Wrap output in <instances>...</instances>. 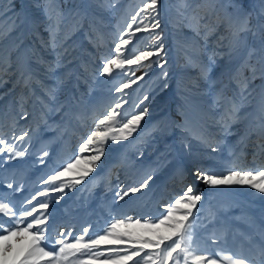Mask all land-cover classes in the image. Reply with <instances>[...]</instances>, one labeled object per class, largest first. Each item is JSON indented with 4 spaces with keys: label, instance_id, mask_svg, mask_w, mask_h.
<instances>
[{
    "label": "rangeland",
    "instance_id": "374dc122",
    "mask_svg": "<svg viewBox=\"0 0 264 264\" xmlns=\"http://www.w3.org/2000/svg\"><path fill=\"white\" fill-rule=\"evenodd\" d=\"M192 2L189 0V3ZM194 2L200 4L202 0ZM241 2L247 7L251 5L252 10L259 8L261 0H210L198 12L205 16L204 22H215L217 14L224 15L221 5ZM43 3L44 0H0V56L7 58L11 53L15 60L16 46L20 45L21 49H38L45 59H53L51 54L40 47V40L48 38L44 30L48 23L44 8L36 6ZM54 3L61 11L79 8L84 14L82 26L74 30V34L66 41V46H71V55L66 59L71 60V63L56 73V76L71 73L70 78L55 92L56 99L49 105V108L55 107L56 111L49 113L48 123L59 127L50 130L40 123L41 104L37 97L47 101L41 87L33 84L36 95H29L28 89L15 83V76L0 86V137L7 142L0 147L6 149L8 145L15 144L17 151L27 148L23 157L12 160L7 159L10 154L6 150L0 152V161H4L0 167V202L15 205L14 210L32 194L49 188V185L43 184V180L78 154L79 144L95 130L97 119L102 118L116 99L122 96V93L112 90L124 80L123 76L118 75L121 70L114 68L111 76L99 73L103 62L114 58L119 38H128L127 25L143 6L144 0H107L103 8L96 7L94 0H54ZM212 4H215V13ZM13 5L16 13H22L23 19V23L16 20L14 27L12 25L16 17L9 10ZM158 8L160 27L149 32H136L122 49L123 55H127L134 46L140 50H151L149 46L153 41L150 38L156 34L162 37L164 49L161 55L166 63L161 61L163 68L152 64L149 69L136 71L135 77H140L145 71L148 75L124 90L128 103L123 104L119 110L131 114L133 106L147 94L148 100L144 104L149 108L148 114L127 140L112 142L109 139L105 143L104 155L82 183L71 190L66 187L63 194L49 193V196H63L58 203H50L47 209L50 215L45 227L49 238L42 246H48L49 250L61 231L65 237L69 231L75 237L83 235L82 229L87 227V241L89 237L103 235L113 218H141V223L144 222L142 217L152 220L164 211L165 205L181 195L189 184L193 186L194 192L199 190L202 195L201 201L193 209L194 214L199 212L198 224L201 226L196 229L194 240L201 249L214 251L217 247H223L224 252H237L243 246L245 255H248L254 251L253 245L261 243L259 233L264 229V194L247 185L209 186L193 174L197 167L210 168L216 172L226 171L233 166L237 169H264V151L255 147L257 142L264 144V139L258 141L255 134L244 137L245 129L250 125L255 126L253 117L248 116L246 120L233 124L231 134L222 136L217 121L221 119L224 109L214 103L216 92L222 85L217 83L210 87L200 78L198 65L210 68L209 78L214 81L221 78L225 67L229 66L227 57L214 56L215 64H211L208 59L214 50L226 51L217 48L216 44L218 37L226 34L225 29L221 25L205 41L201 38L203 30L201 37H195L186 26L185 17L192 10L182 7L179 0H159ZM226 10L229 13L234 11L232 7ZM135 27L133 25V31ZM154 59L155 56L150 58ZM33 67L39 66L34 64ZM128 67L136 66L125 65V68ZM230 67L234 69L235 64ZM164 70L168 72L166 88L163 86L165 78L161 76ZM43 71V67H39V79L46 86L55 88L56 80L46 78ZM229 75H223L222 79L223 85H227L226 95L232 96L235 85L230 82ZM260 83V80H256L253 86ZM258 94L259 88L256 89L255 98H249L251 104L245 103L241 108V116L246 113L255 114ZM167 95V104L158 105L165 101L162 96ZM24 110L29 113L26 120L20 118ZM162 117L177 124L187 123L191 134L175 126L166 134H161L156 129ZM116 126L119 127V124ZM25 130L29 131V137L17 140L16 137ZM201 134L207 143L197 138ZM181 141H185L190 150H186ZM216 141H221L220 147L213 152L208 144ZM43 151L49 154L43 157L45 163L40 162ZM83 155L87 156L88 153ZM165 159L170 162L162 163ZM91 167L85 160H81L66 174V179L79 178L83 170ZM177 168L183 170L182 177L177 175ZM148 173H154L148 188L124 200L116 198L117 191L139 183ZM9 183L12 184L11 188L7 186ZM18 186H21L19 191L16 190ZM44 199L46 197L37 196V200ZM31 206L27 205L29 208ZM11 219L0 214V220ZM31 219L28 218L29 221ZM224 229L228 230L225 237L227 244L212 245L208 237L213 231L219 234ZM119 230L134 229L122 227ZM240 233L252 237V244L246 243ZM72 237H67L69 242H73ZM111 247L127 245H102L101 249ZM107 255L105 251V255L95 260L94 264H104ZM129 264L134 262L130 261Z\"/></svg>",
    "mask_w": 264,
    "mask_h": 264
},
{
    "label": "snow or ice",
    "instance_id": "6c2138e0",
    "mask_svg": "<svg viewBox=\"0 0 264 264\" xmlns=\"http://www.w3.org/2000/svg\"><path fill=\"white\" fill-rule=\"evenodd\" d=\"M94 2L96 7L103 8L107 0H94ZM179 2L182 7L192 10L185 19L187 20L186 26L191 29L195 37H201L203 30L201 38L207 41V38L213 35L221 25L225 29L226 34L220 35L216 44L217 48H223L226 51L214 50L208 57L211 64H215L214 56L227 57L229 66L225 67L221 78L215 81L211 80L209 78L211 69L198 65L200 78L206 81L210 87L217 83L222 85L216 92L214 102L224 109L221 119L217 121L220 125V134L222 136L231 134L230 129L233 124L252 116L255 126H248L245 129L244 137H251L255 134L258 141L264 139V0H261L258 9L253 8L252 10H248L243 2L230 3L228 6L221 5L224 8V15L217 14L215 22H204L205 16L198 12V9L208 4L210 0H202L200 4H196L194 0L192 3H189V0H179ZM158 3L159 0H144L143 6L131 17V23L127 25L126 35L128 38L120 37L119 43L115 45L114 58H108L103 62L100 75L111 76L114 68L121 70L118 75L123 76L124 80L112 90L122 93V96L116 99L113 106L102 115V118L97 119L95 130L91 131L79 144L78 154L64 162L62 167L54 170L43 180V184L49 185V188L32 194L16 210H14L15 205L10 206L9 202H0V214L13 218L0 220V264H94L95 260L105 255V251L108 255L104 264H129L130 261L134 264H264V229H261L259 233L261 243L253 245L254 251L248 255H245L243 246L237 252H224L223 247L209 251L201 249L195 243L196 229L201 225L198 224L199 212L194 214L193 209L201 201L202 195L199 190L194 192L193 186L190 184L185 187L181 195L165 205L164 211L152 220L142 217L144 222L141 223V218L133 219L127 216L113 218L109 226L104 229L103 235L98 234L85 241V236L88 233V228L85 227L82 229L83 235L72 237V233L69 231L67 237H72L73 241L69 242L64 232L61 231L58 238L53 241L50 250L48 246H42L44 241L49 238L46 236L47 228L45 227L50 215L47 213L49 204L58 203L63 198L62 195L49 196V193L63 194L66 187L71 190L75 185L82 183L104 155L105 143L109 139L112 142L127 140L136 132L140 122L148 114L149 108L147 104H144V101L148 100L147 94L133 106L131 114L122 113L119 110L123 104L128 103L125 98L127 93L124 90L129 89L132 84L148 75V72L145 71L140 77H135V72L149 69L152 64L163 68V63H166L161 55L164 49L162 37L156 34L150 38L153 41L149 46L151 50H140L134 46L127 55H123L122 49L129 44L136 32H149L160 27ZM36 6L44 8L48 21L44 28L48 33V38L40 40V47L51 54L53 59H45L38 49L31 47L21 49L20 45H17L15 60L11 53L7 58L0 56V86L8 83L15 76V83L22 84L24 88L28 89L29 95H36L32 88L33 84L41 87L47 101L42 97H37L41 104L40 123L46 125L50 130H55L59 126L50 125L47 117L50 112L56 111V108H49V105L56 99L55 92L61 84L71 76L70 72H65L61 76H56V73L71 63V60L66 59L71 55V46H66V41L74 34V30L82 26L84 14L79 8L69 9L67 12L61 11L54 0H44L42 5ZM227 7H232L234 11L227 12ZM212 9L215 13V4H212ZM9 10L13 11L16 17L12 27L15 26L16 20L23 23L22 13H16L14 5ZM133 25L136 26L135 31H133ZM153 56L156 59L150 60ZM144 61L149 62L144 63ZM189 63H191L190 58ZM34 64L43 67V75L46 78L56 80L55 88L46 86L43 80L39 79V67L34 68ZM232 64H235L234 69L230 67ZM125 65H135L136 67L125 68ZM229 73V80L235 85L232 96L226 95L227 85H223L222 79L223 75ZM161 76L165 78L163 86L166 88L168 72L162 71ZM256 80H260L261 83L253 86V82ZM257 88H259V99L254 109L255 114L246 113L241 116V108L245 106V103L251 104L249 98H255L254 94H256ZM141 104L144 106L140 107ZM21 107H23L22 104ZM28 116L29 113L24 110L20 118L26 120ZM117 124L119 127L116 126ZM174 126L191 134L187 123L177 124L167 117L161 118L156 130L161 134H166ZM25 137H29L28 130H25L16 139L24 140ZM197 138L207 143L203 134ZM6 143V140L0 137V145ZM181 143L186 150H190V146L185 141H181ZM220 143L221 141H216L214 144H208V147L216 152ZM255 147L264 151V144L257 142ZM5 150L10 154L7 158L9 160L23 157L27 152V148L17 151L15 144L8 145L6 149L0 147V152ZM85 153L88 155L84 156ZM48 155L47 151H43L40 162L45 163L43 157ZM81 160H85L92 167L83 170L79 178L66 179V174L80 164ZM169 162L165 159L162 163ZM3 163L4 161H0V167L3 166ZM176 173L183 176V170L180 168H177ZM193 174L209 186L247 185L258 193L264 194V169H237L233 166L226 171L216 172L210 168L197 167ZM153 179L154 173L146 174L139 183L117 191L116 198L124 200L130 195L141 193L148 188ZM7 186L11 188L12 184L9 183ZM20 187L18 186L16 190L19 191ZM37 196H43L46 199L40 201L37 200ZM33 201L36 203L34 204ZM27 205L32 206L29 208ZM29 217H32L30 221ZM122 227L134 230L120 231L119 229ZM227 232V229L220 231L219 234L213 231L208 240L212 245H226ZM240 235L244 237L246 243L252 244V237L243 233ZM102 245H127V247H111L102 250ZM141 253L144 255L142 256ZM137 257L140 259L137 260Z\"/></svg>",
    "mask_w": 264,
    "mask_h": 264
},
{
    "label": "bare ground",
    "instance_id": "6f19581e",
    "mask_svg": "<svg viewBox=\"0 0 264 264\" xmlns=\"http://www.w3.org/2000/svg\"><path fill=\"white\" fill-rule=\"evenodd\" d=\"M162 99H164V100H165V99H168V95L165 96V97L162 96ZM165 102H166V100H165V101H162V102H159L158 105L162 106V105L165 104ZM166 104H167V102H166Z\"/></svg>",
    "mask_w": 264,
    "mask_h": 264
},
{
    "label": "trees",
    "instance_id": "16d2710c",
    "mask_svg": "<svg viewBox=\"0 0 264 264\" xmlns=\"http://www.w3.org/2000/svg\"><path fill=\"white\" fill-rule=\"evenodd\" d=\"M247 8H248V10H251V5L248 4V7Z\"/></svg>",
    "mask_w": 264,
    "mask_h": 264
}]
</instances>
